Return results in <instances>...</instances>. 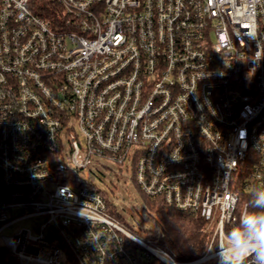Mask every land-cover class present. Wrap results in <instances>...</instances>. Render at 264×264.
I'll return each mask as SVG.
<instances>
[{"label":"built area","instance_id":"1","mask_svg":"<svg viewBox=\"0 0 264 264\" xmlns=\"http://www.w3.org/2000/svg\"><path fill=\"white\" fill-rule=\"evenodd\" d=\"M48 8L0 0V264H219L264 189V0ZM110 166L204 220V254L121 223L85 174ZM27 218L34 232L1 235Z\"/></svg>","mask_w":264,"mask_h":264},{"label":"trees","instance_id":"2","mask_svg":"<svg viewBox=\"0 0 264 264\" xmlns=\"http://www.w3.org/2000/svg\"><path fill=\"white\" fill-rule=\"evenodd\" d=\"M50 0H31L34 12L44 17H50L48 5ZM104 179H102L103 181ZM135 184L136 191L143 203L148 215L154 219L157 227L161 230L162 241L160 244L176 256L179 261L194 260L202 256L206 250L209 234L204 220L195 215L180 211L173 206L167 205L159 198H151L140 191ZM99 191L107 200L110 212L121 222L126 223L131 230L133 228L125 221L121 214L115 211L113 200L109 194L101 190L98 185L91 186ZM251 201L252 197H248ZM114 208V209H113ZM163 243V244H162ZM7 264H18L10 260Z\"/></svg>","mask_w":264,"mask_h":264},{"label":"rangeland","instance_id":"3","mask_svg":"<svg viewBox=\"0 0 264 264\" xmlns=\"http://www.w3.org/2000/svg\"><path fill=\"white\" fill-rule=\"evenodd\" d=\"M104 169L98 173V178L85 174L101 190L106 191L113 200L115 211L121 214L125 221L133 228V232L140 238L148 241L161 243V230L156 226L154 219L144 209L143 203L136 191L135 184L129 180L128 175L120 174L118 167ZM102 179H104L102 181ZM114 209V208H113ZM19 214V213H16ZM35 227L34 219H23L7 227L1 235L13 236L20 230L26 228L32 230ZM163 244V243H162Z\"/></svg>","mask_w":264,"mask_h":264},{"label":"clouds","instance_id":"4","mask_svg":"<svg viewBox=\"0 0 264 264\" xmlns=\"http://www.w3.org/2000/svg\"><path fill=\"white\" fill-rule=\"evenodd\" d=\"M249 209L219 237V264H264V189L253 193Z\"/></svg>","mask_w":264,"mask_h":264},{"label":"water","instance_id":"5","mask_svg":"<svg viewBox=\"0 0 264 264\" xmlns=\"http://www.w3.org/2000/svg\"><path fill=\"white\" fill-rule=\"evenodd\" d=\"M5 254V250L1 249L0 250V256H3Z\"/></svg>","mask_w":264,"mask_h":264}]
</instances>
